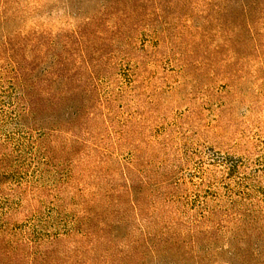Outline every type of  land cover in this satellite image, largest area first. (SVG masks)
<instances>
[{
    "label": "rangeland",
    "instance_id": "rangeland-1",
    "mask_svg": "<svg viewBox=\"0 0 264 264\" xmlns=\"http://www.w3.org/2000/svg\"><path fill=\"white\" fill-rule=\"evenodd\" d=\"M57 57L50 156L12 69ZM0 222L11 264H264V0H0Z\"/></svg>",
    "mask_w": 264,
    "mask_h": 264
},
{
    "label": "trees",
    "instance_id": "trees-1",
    "mask_svg": "<svg viewBox=\"0 0 264 264\" xmlns=\"http://www.w3.org/2000/svg\"><path fill=\"white\" fill-rule=\"evenodd\" d=\"M131 19L129 15H121L118 18L117 27L121 31L127 26V19ZM89 36L86 26L74 31L73 33L62 35V37L70 39H77L79 45H82V40L87 39ZM36 48L45 45L42 37L37 36ZM51 47V43L49 45ZM14 51V49H13ZM16 51V49H15ZM81 51V57L85 63H88V53ZM69 59L57 57V60L51 67L44 73L38 75L35 67H25L21 64L20 60L14 61L13 74L18 88L21 93L18 97V103L21 107L20 119L24 121L29 129H41L42 137L39 143L43 145L44 150L50 156L52 154L51 145L49 142L53 141L62 130L59 128L62 123H55L53 118L44 119L40 117L44 112L52 113L65 99H68V93L65 88L61 91L56 90L54 87L70 79V71L66 68ZM52 120V121H50ZM54 137V138H53ZM135 204L136 201L132 200ZM12 252L9 251L6 244V227L0 222V264H11L9 260L13 258ZM246 258V257H244Z\"/></svg>",
    "mask_w": 264,
    "mask_h": 264
}]
</instances>
